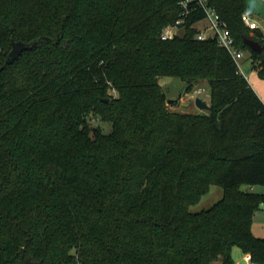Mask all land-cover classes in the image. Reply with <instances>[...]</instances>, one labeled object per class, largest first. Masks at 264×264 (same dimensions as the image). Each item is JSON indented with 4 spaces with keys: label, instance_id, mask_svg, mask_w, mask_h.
<instances>
[{
    "label": "trees",
    "instance_id": "trees-1",
    "mask_svg": "<svg viewBox=\"0 0 264 264\" xmlns=\"http://www.w3.org/2000/svg\"><path fill=\"white\" fill-rule=\"evenodd\" d=\"M183 1L0 0V264H234V246L264 264V193L242 188L264 185V101ZM207 4L264 80L244 0ZM13 40L35 43L9 64ZM162 76L207 82L208 111L170 110Z\"/></svg>",
    "mask_w": 264,
    "mask_h": 264
},
{
    "label": "rangeland",
    "instance_id": "rangeland-1",
    "mask_svg": "<svg viewBox=\"0 0 264 264\" xmlns=\"http://www.w3.org/2000/svg\"><path fill=\"white\" fill-rule=\"evenodd\" d=\"M245 3V14H247L251 19L255 20L258 23L259 30L264 34V0H244ZM207 24V20L203 19L199 21L196 26L199 30L203 29ZM179 35L184 34V30L180 29ZM241 67L242 73L249 80L252 87L256 92L262 97L264 101V80L261 79L257 71L253 68L252 61L249 58L248 53H244V56L241 58ZM159 83L167 95V100L177 99L176 102L168 104L169 109L173 111L180 112H206L208 109H200L196 105V98H201L205 100L208 104L210 102V96L208 94L209 86L205 81L196 83L192 89L186 92V82L179 76H162L159 78ZM205 88L206 92H197L198 89ZM114 95H117L115 91ZM90 124L100 125L104 132H109L111 130V123L106 121H101L96 116H90ZM243 189H250L253 192L264 193V185L259 184L253 187L247 185L242 186ZM224 195V188L221 184H212L210 185L209 190L201 197V199L194 205L190 207V210L193 212H198L203 209L211 207L214 203L219 201ZM259 210H256L253 216V224L255 223V234H260L261 230H264V211L261 213ZM261 213V214H259ZM259 214V215H258ZM252 224V226H253ZM260 228H262L260 230ZM235 249L241 253L246 254L239 246H234ZM233 247V248H234ZM233 256V254H232ZM251 260V259H250Z\"/></svg>",
    "mask_w": 264,
    "mask_h": 264
},
{
    "label": "built area",
    "instance_id": "built-area-1",
    "mask_svg": "<svg viewBox=\"0 0 264 264\" xmlns=\"http://www.w3.org/2000/svg\"><path fill=\"white\" fill-rule=\"evenodd\" d=\"M202 7H204L206 12L205 20H207L206 26L199 30L196 34V38L200 40L207 39L209 37H214L217 43L229 51L234 60L236 61L239 70L242 72L241 58L244 56V52L236 47L235 39L227 27L226 23L221 19L218 12L211 6L207 4V0H198ZM182 6L187 7V0L182 2ZM188 14V10L183 11L180 18L176 20L174 24L168 25L162 32V39H172L176 35H179L180 25L184 23L185 16ZM245 23L250 28H258V23L251 19L247 14L243 15ZM115 89H111L112 94L115 93ZM197 92H206L205 88L198 89Z\"/></svg>",
    "mask_w": 264,
    "mask_h": 264
},
{
    "label": "water",
    "instance_id": "water-1",
    "mask_svg": "<svg viewBox=\"0 0 264 264\" xmlns=\"http://www.w3.org/2000/svg\"><path fill=\"white\" fill-rule=\"evenodd\" d=\"M243 40L252 49L257 50L259 52L262 50V45L258 41L251 39L247 36H244ZM34 43H35V41L25 42L22 40H19V41L13 40L12 41V49L8 53L6 62L9 64L13 63L20 56V54L23 52V50L32 47L34 45ZM208 94L209 95L211 94V90L208 91ZM107 100H109V99H107ZM176 101H177V99L168 100L167 103L170 104V103L176 102ZM196 105L200 109H209V107H210V105L205 100H203L199 97L196 98ZM20 264H41V263L37 260H34L31 256H28V257L24 258L23 260H21Z\"/></svg>",
    "mask_w": 264,
    "mask_h": 264
},
{
    "label": "crops",
    "instance_id": "crops-1",
    "mask_svg": "<svg viewBox=\"0 0 264 264\" xmlns=\"http://www.w3.org/2000/svg\"><path fill=\"white\" fill-rule=\"evenodd\" d=\"M260 96V95H259ZM261 97V96H260ZM262 98V97H261ZM261 213L264 211V204L261 205L258 209ZM258 211V212H259ZM259 213V214H261ZM258 214V215H259ZM262 228H260L261 230ZM252 230L254 232L255 230V223L253 224L252 226ZM263 232H261L260 234H255L257 236H260V237H264V230H261ZM236 247L233 248L232 250V254H233V259H234V264H254L251 260H250V255L249 254H244L241 253V251L239 252L238 249H235Z\"/></svg>",
    "mask_w": 264,
    "mask_h": 264
}]
</instances>
